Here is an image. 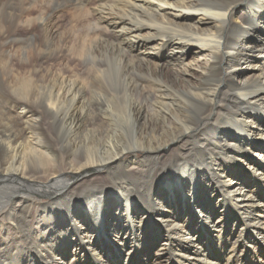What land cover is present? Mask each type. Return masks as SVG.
<instances>
[{
  "label": "bare ground",
  "instance_id": "obj_1",
  "mask_svg": "<svg viewBox=\"0 0 264 264\" xmlns=\"http://www.w3.org/2000/svg\"><path fill=\"white\" fill-rule=\"evenodd\" d=\"M35 1L0 0V264H264V0H47L72 48L3 51Z\"/></svg>",
  "mask_w": 264,
  "mask_h": 264
},
{
  "label": "rangeland",
  "instance_id": "obj_2",
  "mask_svg": "<svg viewBox=\"0 0 264 264\" xmlns=\"http://www.w3.org/2000/svg\"><path fill=\"white\" fill-rule=\"evenodd\" d=\"M50 1V0H49ZM57 2H61L59 4L63 5V0H56ZM53 9V5L48 4L47 0H36L32 5H29L27 8V11L24 12L23 20L21 24L15 26L11 32L7 35V39L10 41L8 43L9 45H6L3 50L5 52H8L10 49L12 51L25 49L26 46H28L31 43H41L44 33V28L42 24H39V22H34L33 19L41 18V17H49L50 15L54 17L52 20V25L54 28L57 29L59 37L64 38V42L66 47L68 46V49L72 48V45L74 44V41L78 36H81V29L82 27H85L86 24L84 23L85 19V10L82 11V9H79L78 6L75 4H68L66 7H61L60 10H58L55 14H51ZM25 18H31L32 20H25ZM77 27V28H76ZM16 32V33H15ZM9 36V37H8ZM34 38V39H33ZM42 39V40H41ZM29 43V44H28ZM6 49V50H5ZM73 52L64 51L62 54H60L56 59H50L46 57L42 58H36L32 57L31 62L29 66L20 64V70L26 71L28 67L37 66L38 69L42 70L41 72L46 73V71H51L58 73L57 71L61 72H72L75 74V76L78 74V78H81L79 74H81V66L80 63H78L76 60L71 58V55ZM35 64V65H34ZM23 67V68H22ZM69 67V70H68ZM51 68V69H50ZM76 72V73H75ZM69 73V74H72ZM109 79V84L112 88V75L107 77ZM129 143V142H128ZM127 144V138L124 137L122 141V146H125ZM129 148L130 146H125ZM124 161L127 162L130 158V155H127L124 157ZM159 177V173L156 176ZM95 181L91 186L93 189L96 187L99 188L102 187V189H109L112 186V180L107 177L104 173L98 177V179H94ZM119 183L121 182L119 178L116 179ZM129 188V186H128ZM130 189V188H129ZM105 193L107 191H104ZM40 199V204H47L52 201L53 197H48L47 195L43 194L38 197Z\"/></svg>",
  "mask_w": 264,
  "mask_h": 264
}]
</instances>
